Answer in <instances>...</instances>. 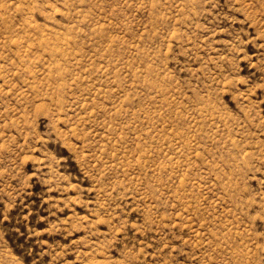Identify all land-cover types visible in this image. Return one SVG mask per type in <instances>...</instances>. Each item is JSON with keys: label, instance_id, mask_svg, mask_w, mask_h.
<instances>
[{"label": "rangeland", "instance_id": "rangeland-1", "mask_svg": "<svg viewBox=\"0 0 264 264\" xmlns=\"http://www.w3.org/2000/svg\"><path fill=\"white\" fill-rule=\"evenodd\" d=\"M0 264H264V0H0Z\"/></svg>", "mask_w": 264, "mask_h": 264}]
</instances>
